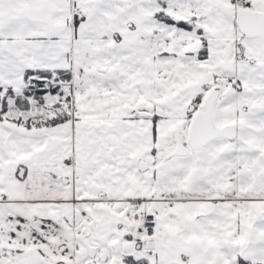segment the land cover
<instances>
[{"label": "snow or ice", "instance_id": "snow-or-ice-1", "mask_svg": "<svg viewBox=\"0 0 264 264\" xmlns=\"http://www.w3.org/2000/svg\"><path fill=\"white\" fill-rule=\"evenodd\" d=\"M0 264H264V0H0Z\"/></svg>", "mask_w": 264, "mask_h": 264}]
</instances>
